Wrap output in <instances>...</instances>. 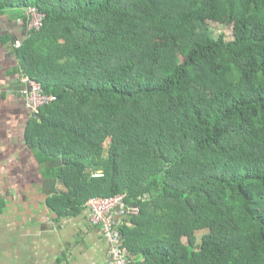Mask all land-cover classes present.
<instances>
[{"label": "trees", "instance_id": "16d2710c", "mask_svg": "<svg viewBox=\"0 0 264 264\" xmlns=\"http://www.w3.org/2000/svg\"><path fill=\"white\" fill-rule=\"evenodd\" d=\"M0 13L27 24L16 73L54 97L37 112L24 100L35 204L58 220L126 195L128 264H264V0H0Z\"/></svg>", "mask_w": 264, "mask_h": 264}, {"label": "crops", "instance_id": "0c3cea01", "mask_svg": "<svg viewBox=\"0 0 264 264\" xmlns=\"http://www.w3.org/2000/svg\"><path fill=\"white\" fill-rule=\"evenodd\" d=\"M27 32L22 16L0 13V170L3 174L8 163L16 162L13 164L16 165L21 155L28 154L20 150L25 148L20 129L29 111L21 96L22 78L15 71L18 62L14 51ZM32 161L36 165L33 158ZM18 180L11 187L9 183H2L7 190L21 192L14 195L11 203L30 199L28 191L34 188L28 178L19 176ZM15 205L17 203L9 208ZM18 209H13L17 220L12 219V225L7 224L1 233L2 238L9 239L6 241L10 246L0 248V264H112L102 230L91 224L89 211L78 217L57 220L46 207L42 216L21 215ZM126 221L123 216L116 217L117 226Z\"/></svg>", "mask_w": 264, "mask_h": 264}, {"label": "built area", "instance_id": "2783aa9c", "mask_svg": "<svg viewBox=\"0 0 264 264\" xmlns=\"http://www.w3.org/2000/svg\"><path fill=\"white\" fill-rule=\"evenodd\" d=\"M29 11L27 12L30 18L29 30L39 31L43 26V17L35 10ZM22 85V93L28 107L34 112H37L40 106L54 100L52 96H45L41 86L29 78H23ZM126 200L127 196L123 195L111 199H93L88 204L91 224L102 230L112 264H128L122 250L116 217L120 215L129 218L139 214V208L128 206Z\"/></svg>", "mask_w": 264, "mask_h": 264}, {"label": "rangeland", "instance_id": "374dc122", "mask_svg": "<svg viewBox=\"0 0 264 264\" xmlns=\"http://www.w3.org/2000/svg\"><path fill=\"white\" fill-rule=\"evenodd\" d=\"M209 27H210L211 33L213 34V36L215 38H217L223 34L226 36V39L228 41L233 39V32H232L231 27H226L224 25H217V24H210ZM21 96L24 100H26L22 91H21ZM20 133L22 135L21 129H20ZM18 147L20 148V146H18ZM20 150L23 153H24V151H26L24 147L20 148ZM26 152L28 154L24 153L26 156L21 155L20 160L18 161V163L16 165H13L16 162L12 163L13 166L10 163H8L9 167L4 170V174L1 173V170H0V173H1V175H0V198H4V199L8 200L10 202L9 205L17 203V205H15L14 207L9 208L8 211L6 210L7 213L5 215H0V238L4 237L3 235H1V233L2 234L4 233V231H5L4 229H6V225L7 224L12 225V223H13L12 219H14V221L17 220L16 216L13 215V212H14L13 209L14 208H19L18 210L21 213V215L26 214L25 216H28L29 214H33L34 211H35V214L37 213L36 215H41V213H39V212L44 211V205H43V202H42L40 197L38 198V203L36 202V204H35V200L33 199L34 198L33 192L31 193L30 199L28 198L25 201L19 200V201H15L14 203H11L12 200L14 199V197H16L14 195L19 194L21 192L20 191L19 192H12L11 190H7L4 187L7 183H9V185L11 187L12 183H16L18 180V177L22 176V174L24 175L25 172H27V174H28V177H27L28 180H30L31 183L33 184V186H32V187H34L33 189H36L39 186V184H41L42 181H41V178L39 176L37 166L34 165L33 163H31V161H32L31 157L32 156L28 151H26ZM2 161L5 162V160H2ZM4 177H5V179H3ZM3 182H6V184L5 185L2 184ZM27 222H25V223H27ZM15 227L16 226L11 227V229L15 228ZM11 229H9V230H11ZM6 240H9V239H5V238L1 239L0 248L9 249V248H7V246H10V243H8ZM186 240H188V239H186Z\"/></svg>", "mask_w": 264, "mask_h": 264}, {"label": "water", "instance_id": "95a60500", "mask_svg": "<svg viewBox=\"0 0 264 264\" xmlns=\"http://www.w3.org/2000/svg\"><path fill=\"white\" fill-rule=\"evenodd\" d=\"M119 236H120L121 239L123 238V235L121 233L119 234Z\"/></svg>", "mask_w": 264, "mask_h": 264}]
</instances>
